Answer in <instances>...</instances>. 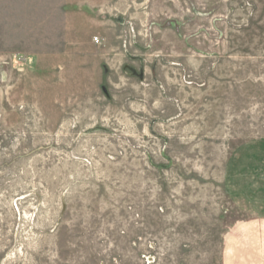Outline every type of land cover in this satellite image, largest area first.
<instances>
[{
    "label": "rangeland",
    "instance_id": "374dc122",
    "mask_svg": "<svg viewBox=\"0 0 264 264\" xmlns=\"http://www.w3.org/2000/svg\"><path fill=\"white\" fill-rule=\"evenodd\" d=\"M264 215V0H0V264H221Z\"/></svg>",
    "mask_w": 264,
    "mask_h": 264
},
{
    "label": "crops",
    "instance_id": "0c3cea01",
    "mask_svg": "<svg viewBox=\"0 0 264 264\" xmlns=\"http://www.w3.org/2000/svg\"><path fill=\"white\" fill-rule=\"evenodd\" d=\"M221 264H264V215L249 216L226 238Z\"/></svg>",
    "mask_w": 264,
    "mask_h": 264
}]
</instances>
